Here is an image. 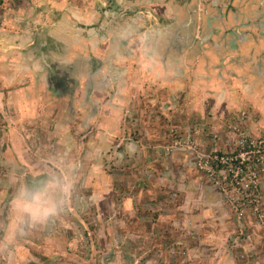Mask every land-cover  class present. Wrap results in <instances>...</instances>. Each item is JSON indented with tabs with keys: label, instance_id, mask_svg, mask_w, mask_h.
<instances>
[{
	"label": "crops",
	"instance_id": "obj_1",
	"mask_svg": "<svg viewBox=\"0 0 264 264\" xmlns=\"http://www.w3.org/2000/svg\"><path fill=\"white\" fill-rule=\"evenodd\" d=\"M115 1L23 0L24 10L0 14V264H63L69 259L108 264L119 258L118 241L129 245L125 253L133 257L132 264L148 255L144 264H176L167 247L175 240L171 219L181 214L172 212L174 203L178 195L187 198L183 188L176 198L172 193L182 175L174 162L185 154L172 151L160 157L159 148L169 139L157 137L159 132L176 127L187 137L194 125L200 127L201 150L219 149L232 139L225 123L242 112L247 132H264V60L252 56L248 62L263 72L256 87L252 77L244 79L239 65H225L234 59L233 52L198 65L187 53L198 42L219 45L217 26L229 14L230 0H185L179 15L170 13L169 0L156 2L165 1V11L161 5L158 13L148 15L144 7L153 0H117L119 8ZM236 1L237 28L229 29L233 38L223 42V49H235L251 24L264 36V11L253 5L264 0ZM85 2L88 10L80 12ZM247 5L250 11L243 10ZM109 6L123 10L115 13ZM172 82L181 83L177 103L170 91L154 94L159 84ZM233 85L238 99L228 92ZM125 112L128 120L140 121L137 128L124 125ZM115 145L121 149L112 154ZM49 177L66 179L71 186L57 214L35 225L20 220L12 209L16 190ZM209 183L205 190L199 184L190 198L212 189ZM217 195L220 201L216 197L213 208L187 214L188 220L202 219L208 212L200 224L202 251H207L202 264H252L244 260L255 257L240 247L234 250L236 258L221 263L236 223L230 204L225 210ZM249 221L244 220L248 241L242 248L252 243L259 249L264 229L248 230ZM151 241L158 253L144 251L142 244ZM256 261L264 264V257Z\"/></svg>",
	"mask_w": 264,
	"mask_h": 264
},
{
	"label": "rangeland",
	"instance_id": "obj_2",
	"mask_svg": "<svg viewBox=\"0 0 264 264\" xmlns=\"http://www.w3.org/2000/svg\"><path fill=\"white\" fill-rule=\"evenodd\" d=\"M165 93H167V91L164 89L162 91H155L154 90V94H156L157 96H159L160 94L165 95ZM180 93H181V91H179V93L177 94V99L175 98L174 103H177V100L180 99V98H178ZM164 102H165V100L162 103H164ZM186 106H187V104H186ZM128 114L129 113H126V112L123 114L122 122L124 123L125 126H129L132 129H134V127L137 128V126L135 124H136V122L139 124L140 121H138L137 119L136 120H133V119L128 120ZM244 126H246V124H244ZM162 130H163V128H162ZM199 130H200V127L195 128L194 125L193 126L191 125L190 130H189V136L186 137V136H183V133L180 130H178L176 127H170L167 131L163 132V135H162V133L159 132V134L157 136V137H164V138L169 139V141L166 144H164L161 148H159L160 157H163L166 154L171 156L173 153L172 151H174L176 153L181 151L182 153L185 154L183 160L179 158L178 160H176L174 162V164L176 166V168H174V170L176 172H180L182 175H181V178L179 179V181H177L175 179V182L178 185L175 186V191H173L172 193H174L173 197L176 198L178 195V192H180L183 188L184 190H187V192H186L187 198L184 201L182 196L178 195L177 205H176V202L173 201V203L174 202L175 203H174V208H173L172 212H174V213L180 212L181 214L180 215L178 214V216H174L171 219V228H173V231L175 233V235H174L175 240L170 242L168 247H167V249L169 251H171V253H170L171 260L174 262H178L176 264H202L201 259L203 257L207 256V251L205 250V253H204V251H202V248L204 246V238L205 237H204V234L202 235V232L200 231V228H201L200 224H201V221L207 216L208 212H207L205 217L201 216L202 219H190V220H188L187 214L191 211H196L195 208H199L200 209L199 211H201V213L204 212L203 211L204 208H213V205H211V202H216V199H215L216 197L218 199L220 198L217 195L220 190L218 191L216 186H214V181L211 178H209L205 174L204 171H202L201 169H197V167H195L196 165L194 166V161L193 162L191 161V160H194V158L197 155V153L194 152L193 149H196V151L198 150V152L202 155H207L213 151V148L212 149L210 148L211 150H208V151L201 150V145L198 142V140L200 139L199 136L201 134V132H199ZM94 133H95V131H94ZM94 133H93V135H94ZM133 133H134V131H132V134ZM206 134H209V132H207ZM93 135H91V136H93ZM209 136L210 135H208V137ZM251 136H253V135H251ZM257 136H259V135H257ZM131 137L134 138L133 136H131ZM140 137H142L143 142H145V139L148 138L144 134V131H142V130L140 133ZM253 137H256V136H253ZM181 139H185V142H181L180 145H177L178 148H174L175 145H174L173 141L174 140H181ZM186 139L191 140L192 143L195 144L196 146L194 148H190V146H189L190 143L188 144V142H186ZM184 147H186V149H184V150L181 149ZM120 149L121 148L119 147V145L118 146L115 145V147L113 148V150L115 152H113L112 154H116L117 151ZM185 150H187L188 152H184ZM190 152H192L191 155H190ZM158 157H159V155H158ZM205 179L208 181V183L210 182L209 185L211 184L210 188H212V189H209V191L201 192L200 195H196L193 198H190L192 192H194L196 190V188L199 184L203 188H204V185L208 184V183H206V184L203 183ZM191 182L194 185L193 187H190ZM143 185L144 186L146 185V180H144V179H143ZM204 190H205V188H204ZM204 193H207L206 194L207 196H204ZM220 194L222 195L221 199L224 202L223 206H224L225 210H227V206L229 205V202L231 199L228 198L225 194L224 195L222 193H220ZM168 195L172 196L171 192ZM230 196H231V198L233 197V195H231V194H230ZM134 197H135V195H133L132 198H134ZM205 197L209 198L208 202H205V200L203 199ZM171 200H173V199H171ZM246 200H248L249 205L244 206L243 221L245 220V218H246V220L251 221V222L249 221L251 223V225H249L248 226L249 228H247V229L250 231H252L253 229H257L258 227H259V229L260 228L264 229V176L261 179V184L258 187L256 196L253 194V196L248 197ZM219 201H220V199H219ZM234 202H235V205H239L237 201H234ZM165 203L169 204L170 201L163 202V203L159 202V204L163 205V206L167 205ZM163 209H166V208L162 207L161 209H159V211L162 213ZM230 212H231V209H230ZM231 215H232V213H231ZM197 216H200V215H197ZM255 218L261 219L262 222H260V223L255 222L254 221ZM194 221L196 222L195 224H194ZM244 223L245 222H243V224ZM235 227L236 226H234V229L231 232L233 236L226 239V242H225V249L226 250H224V253H223L226 255V257H224L225 259L221 260V263L229 262L227 260L230 258L231 259L236 258L237 256L235 255L234 250L236 248L240 247L241 249L245 250L246 252L247 251L250 252L251 255H253L255 257V259L252 261L244 260V262L257 264L258 262L256 261V259H258L259 256L264 257V244H260L259 249H258V247H256L252 243H250V247H248L246 245L248 247L247 248L245 245H243V248H242V244L245 243L246 241H248V239L245 236L243 238L238 239L237 242H234V239L236 238V236L238 234L237 233V227H236V230H235ZM244 228H245V226H244ZM244 232H246V230ZM181 236H184L183 241H180ZM117 245H118V249L120 250L119 258L111 259V263H108V264H132V258L133 257L130 255V253H128V254L125 253V252H127V249L125 247H129V245L126 243H123L122 241H118ZM132 245H135V244L133 243ZM112 246L114 248L115 243H113ZM156 246H157L156 243H154L153 241L146 242L145 244H142V247L145 248L144 251L146 249L147 250L155 249L153 252L154 254L158 253V251H159V249H156ZM199 250H200V252H198V254L200 255V257H199V255H193ZM233 251H234V254H232ZM240 255L243 256L244 254H242L240 252ZM149 257H150L149 255L142 257L141 259H139L138 263L144 264L146 259H148ZM47 261H48V259H47ZM61 261H66V262H63V264H75V262L72 261L71 259L61 260ZM94 262L96 264H100L99 259H95ZM87 264H94V263H92V261L88 260Z\"/></svg>",
	"mask_w": 264,
	"mask_h": 264
},
{
	"label": "built area",
	"instance_id": "obj_3",
	"mask_svg": "<svg viewBox=\"0 0 264 264\" xmlns=\"http://www.w3.org/2000/svg\"><path fill=\"white\" fill-rule=\"evenodd\" d=\"M247 121L245 112L239 114L236 120H228L225 128L232 134V139L225 141L224 147L213 149L207 155H202L198 150L193 149L197 155L191 160L194 161L197 169L204 171L214 181V186L218 191L220 190V193L231 199L229 204L237 225V241L245 237L244 206L249 205L246 199L253 194L256 196L264 176V133L256 137L251 136L243 128ZM181 142H185V139L174 140V148H178L177 145ZM186 142L190 143V148L196 146L189 139H186ZM181 149L184 150L186 147ZM229 193L233 195L232 198ZM234 201L239 205H235ZM254 221L262 222L258 218Z\"/></svg>",
	"mask_w": 264,
	"mask_h": 264
},
{
	"label": "water",
	"instance_id": "obj_4",
	"mask_svg": "<svg viewBox=\"0 0 264 264\" xmlns=\"http://www.w3.org/2000/svg\"><path fill=\"white\" fill-rule=\"evenodd\" d=\"M126 1H129V0H126ZM233 1L234 0H230L228 6L226 7V9L230 11L229 14L224 13V16L220 17L219 19V25L217 26L219 28V32L217 36L218 37L220 36V38L218 39L219 45L217 47H215L214 45H210L206 47L205 44L207 41H203L201 44H199L198 42L196 47H194L193 45L188 46L187 53L189 52L190 57L195 58V65H198L200 62H206L207 64V62L209 63V62H214L217 60L220 61L222 55L228 56L229 55L228 52H233L234 55L232 56L234 57V59L231 62L227 61L225 65L226 64L231 65V63H233V65H239L238 68H241L242 71L244 72V74L242 75L244 76V79L247 81L248 76L252 77L254 84H256V87H260V82H261V77H262L261 75H263V72L257 71L256 69H252L251 66L248 65V62L251 61L252 56L253 57L260 56V58L264 60V36L260 34L258 26L254 24L248 25L245 30V35L247 37L244 38L243 40L237 39L236 40L237 47L235 49H223L225 47H222L224 41H231V39L233 38L232 35L230 34L229 29H231L232 26H234V29L237 28V25L234 22V19H233L234 16L232 13V10L235 7L233 5ZM240 3H241V0H237L235 2V4H240ZM176 5L179 7V8H176V10L178 11L177 14L179 15L182 2L177 3ZM253 5L258 6V8L260 7V10L264 11V1L262 2V4H260V1H258L256 4H253ZM236 8L237 7H235V9ZM144 9L146 10L147 7H144ZM246 9L248 11L251 10L249 5L243 7V10H246ZM236 12L237 10H235V13ZM172 22L174 23L176 22V20H172ZM170 27H173L174 29H176L175 25H170ZM213 27L214 26L211 24L210 29H212ZM143 33L145 34V32ZM146 38L148 39L150 38V33L147 34ZM191 38H193V36H191ZM174 51L176 54H178L180 52V49H174ZM219 88L222 89L220 85H219ZM163 89L166 90L167 92L169 90L171 93H173V96H175V98L177 99V94L179 93L181 89V83L172 82L170 84H164V83L159 84L157 91H162ZM228 92L230 93V96L232 97V99H234V97L238 99L239 93L237 92V88L234 85L228 86ZM185 95L186 97H190L189 93H185Z\"/></svg>",
	"mask_w": 264,
	"mask_h": 264
},
{
	"label": "clouds",
	"instance_id": "obj_5",
	"mask_svg": "<svg viewBox=\"0 0 264 264\" xmlns=\"http://www.w3.org/2000/svg\"><path fill=\"white\" fill-rule=\"evenodd\" d=\"M70 187L66 179L59 177L37 179L32 184H24L16 190L13 197V212L20 220L29 224L44 223L57 214L63 203L62 198L68 195ZM235 226L237 227L236 224ZM234 242H237V238Z\"/></svg>",
	"mask_w": 264,
	"mask_h": 264
},
{
	"label": "flooded vegetation",
	"instance_id": "obj_6",
	"mask_svg": "<svg viewBox=\"0 0 264 264\" xmlns=\"http://www.w3.org/2000/svg\"><path fill=\"white\" fill-rule=\"evenodd\" d=\"M22 1L23 0H0V14L4 13L5 15H9V14H11L12 11L24 10L23 8L25 5L24 6L21 5ZM76 1H81V0H75V2ZM169 1L172 2L173 4L174 3L177 4V3L183 2L185 0H169ZM115 2H116V4H115L116 8H119L120 6L117 5L118 4L117 0ZM156 2H160V1L159 0H153V1H150L149 3L146 4L147 9L144 12L146 15H148V13H155V12L158 13V11L160 10L159 6H161V5L164 7L163 10L165 11V9L167 8L166 4H165L166 2L163 1V2H161V4H157ZM172 3L169 4L170 6H168L169 7L168 9L169 10L171 9L170 13H172V15H173L176 12V8H174V9L172 8L173 7ZM151 4L156 5L158 7V10H156L153 7L151 8V6H152ZM106 9L112 10V12H115V13H120L123 10V8L121 7L120 9H118L116 11V9H112L110 6ZM85 10H88L86 2L81 5V11L80 12H84ZM103 10H105V9H103ZM97 11H102V10L98 8Z\"/></svg>",
	"mask_w": 264,
	"mask_h": 264
},
{
	"label": "trees",
	"instance_id": "obj_7",
	"mask_svg": "<svg viewBox=\"0 0 264 264\" xmlns=\"http://www.w3.org/2000/svg\"><path fill=\"white\" fill-rule=\"evenodd\" d=\"M196 221V220H195ZM195 221H194V223H195Z\"/></svg>",
	"mask_w": 264,
	"mask_h": 264
}]
</instances>
